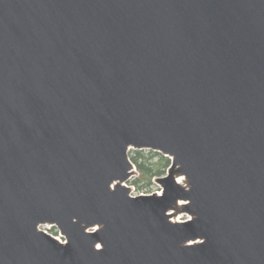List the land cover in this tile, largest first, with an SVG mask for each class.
Segmentation results:
<instances>
[{
	"label": "water",
	"instance_id": "95a60500",
	"mask_svg": "<svg viewBox=\"0 0 264 264\" xmlns=\"http://www.w3.org/2000/svg\"><path fill=\"white\" fill-rule=\"evenodd\" d=\"M0 264H264V0H0Z\"/></svg>",
	"mask_w": 264,
	"mask_h": 264
},
{
	"label": "trees",
	"instance_id": "16d2710c",
	"mask_svg": "<svg viewBox=\"0 0 264 264\" xmlns=\"http://www.w3.org/2000/svg\"><path fill=\"white\" fill-rule=\"evenodd\" d=\"M130 155L140 172V176L132 181V184L138 190H148L149 187L155 184L154 178L166 174V170L171 164L169 157L154 150L134 149L131 150ZM155 158H157V161H154Z\"/></svg>",
	"mask_w": 264,
	"mask_h": 264
},
{
	"label": "rangeland",
	"instance_id": "374dc122",
	"mask_svg": "<svg viewBox=\"0 0 264 264\" xmlns=\"http://www.w3.org/2000/svg\"><path fill=\"white\" fill-rule=\"evenodd\" d=\"M146 153L148 154V151H147ZM154 161H157V158H155ZM167 170H168V168H167ZM167 170H166V174H167ZM166 174L158 175V176H156V177L164 176V175H166ZM139 176H140V172H139V170H138V173H137L135 176H133V177L127 182L128 185L134 187V191H133L134 194H137V193H135V192H147V193H149V192H151V191H153V190H162V187H161L157 182H155V178H156V177L154 178V183H155V184L152 185L151 187H149L148 190H146V189H144V190H138V189L135 187V185L132 184V181L135 180L136 178H138Z\"/></svg>",
	"mask_w": 264,
	"mask_h": 264
},
{
	"label": "built area",
	"instance_id": "2783aa9c",
	"mask_svg": "<svg viewBox=\"0 0 264 264\" xmlns=\"http://www.w3.org/2000/svg\"><path fill=\"white\" fill-rule=\"evenodd\" d=\"M55 236L63 242L66 241V238L59 231L55 234Z\"/></svg>",
	"mask_w": 264,
	"mask_h": 264
}]
</instances>
